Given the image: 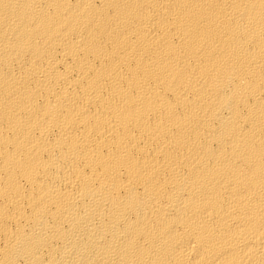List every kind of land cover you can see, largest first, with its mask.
<instances>
[{"label":"bare ground","instance_id":"6f19581e","mask_svg":"<svg viewBox=\"0 0 264 264\" xmlns=\"http://www.w3.org/2000/svg\"><path fill=\"white\" fill-rule=\"evenodd\" d=\"M0 264H264V0H0Z\"/></svg>","mask_w":264,"mask_h":264}]
</instances>
